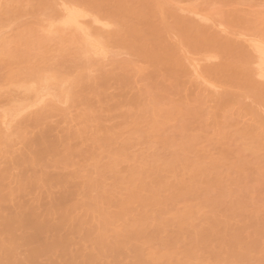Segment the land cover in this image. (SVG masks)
I'll return each instance as SVG.
<instances>
[{
    "label": "bare ground",
    "instance_id": "obj_1",
    "mask_svg": "<svg viewBox=\"0 0 264 264\" xmlns=\"http://www.w3.org/2000/svg\"><path fill=\"white\" fill-rule=\"evenodd\" d=\"M207 1L186 9L201 7L207 22L229 10ZM181 2L140 13L113 0H0V264L264 263V219L251 209L261 199L264 210V191L247 184L264 170V11L228 6L240 9L224 16L234 32L217 27L231 38L215 29L198 42L196 22L178 32L167 21ZM192 42L201 45L190 54ZM114 50L139 58L107 71ZM233 53L240 69L207 65ZM258 92L259 109L246 103ZM55 117L65 126L54 132ZM52 181L63 194L39 213L34 201Z\"/></svg>",
    "mask_w": 264,
    "mask_h": 264
},
{
    "label": "rangeland",
    "instance_id": "obj_2",
    "mask_svg": "<svg viewBox=\"0 0 264 264\" xmlns=\"http://www.w3.org/2000/svg\"><path fill=\"white\" fill-rule=\"evenodd\" d=\"M66 2H68L69 4H70V2L71 1H73V0H65ZM70 1V2H69ZM116 2V4H119V3H121V2H124L126 5H128L134 12H140V13H148L150 10H152L153 9V7L156 5V0H113V2ZM175 1H179V4H180V1L181 0H175ZM183 1V3L181 4V8L180 9H178L179 7L177 6V9H176V7H173L172 8V12H175V14L176 15H180V16H177L178 18H177V20H175V18L171 15V11H169V16L171 15V18L169 17V16H167V18H169L167 21H168V23L171 25V27H173L174 25L176 26H174L173 28L175 29H177V31L179 32V30H181V25L183 24L182 22H184V23H188V22H193L194 21V23L196 22L197 24H196V26H197V28H195V29H192L191 31H195L194 32V34H196V31H200V32H197V33H199V34H197V36L195 37V35L194 34H192L191 33V35H192V39H194L195 41H198L199 42V39H200V41L201 40H203L204 38L207 40V39H210V38H208V37H210V35L212 34V32H214V30L216 29V31H215V33H213L212 35H214V34H216V32H218L217 34H219L220 36H221V33H222V31L223 30H226V29H228V34H230V31L229 30H232V29H229V27H227L228 26V23H226V19H224L226 16H228L229 14H231V12H236V13H239V11H240V9L239 8H242V9H244L245 7H247V8H249L252 4H254V5H252V6H254V7H252L254 10H253V12L255 13V10H256V6H259V5H261V6H259L258 8H257V11L258 12H260L261 10H263L264 11V0H218V2L220 1V3H219V5H217V0H208L207 2H210V4H211V2L212 3H216L215 4V7L214 6H211V8L212 7H214L215 8V10L217 9H220L219 7H217V6H221L220 4H222V7H224V9H229V10H223V9H221L222 11H223V13L225 12V14L223 15V13H222V11H221V13H222V15H223V17L220 19V16L219 15H217V14H220V12L219 13H216V15L217 16H219L218 18H217V16H212V15H215V14H213L212 12L214 11H212V10H210V11H212V12H210V13H212V15H210V17L212 16V18H210V17H207V18H210V21L208 20V22H207V20L205 19L204 20V18H206V17H204V18H202V16H200V18L198 17V16H196L195 15V11L197 10L196 8H199V7H197L199 4L200 5H203V0H193L194 2H192V0H189V2H187L186 0H182ZM216 1V2H215ZM186 2V3H185ZM204 3V8H203V11L206 9L205 8V6L208 4V3ZM222 2H224V3H222ZM240 4H239V3ZM188 3V4H187ZM192 3H193V5L195 4H197V6H195L196 8H195V11H193L192 12V10L193 9H191L190 10V12H189V10L187 11V9H188V7H190V5H191V8L193 7V5H192ZM226 3H227V6H226ZM230 3V4H229ZM240 5L239 6V8L238 9H235V7H234V9H232L233 11H231V9L230 8H232V7H228V6H232V5H234V4H236L237 6H238V4ZM38 3L36 2V3H34L33 5H34V8H36V5H37ZM190 4V5H189ZM225 4V5H224ZM241 4H243L244 6H242L241 7ZM183 5H185L184 7H183ZM199 5V6H200ZM214 5V4H213ZM106 6H109V7H111V3H107L106 4ZM208 6H209V4H208ZM236 6V7H237ZM207 7V6H206ZM225 7H227V8H225ZM182 8H185V10H183ZM187 8V9H186ZM201 8V7H200ZM198 9L199 10V12L198 11H196V13H200V12H202V10L201 9ZM210 8V9H211ZM246 8V12L244 11V14L243 13H241L242 15H246V14H248V12L250 11V12H252V9L251 10H249V9H247ZM32 7H30V8H28V11L29 12H31L32 11ZM182 9V10H181ZM241 9V10H242ZM174 10H178V11H174ZM181 10V11H180ZM216 10V11H217ZM236 10V11H235ZM249 10V11H248ZM219 11V10H218ZM230 11V12H229ZM257 11H256V13H257ZM262 11V12H263ZM176 12H179V14L178 13H176ZM208 12V13H209ZM241 12H243V10L241 11ZM181 13V14H180ZM189 13V14H188ZM194 13V14H193ZM206 11H205V14H204V16L206 15ZM215 13V12H214ZM246 13V14H245ZM133 14V13H132ZM128 14L127 15V19L129 20V21H133L134 19H135V15L133 14ZM227 14V15H226ZM185 15V16H184ZM187 15H189V16H187ZM203 15V14H202ZM225 16V17H224ZM173 17V18H172ZM179 17H182L185 21H182L183 19L182 18H179ZM192 17H193V20H188V19H192ZM32 18H34V15H30L29 14V16H26V17H24V18H22V20H20L21 21V25H22V23H24V24H26L28 21L30 22V21H32L31 19ZM198 18V19H197ZM227 18V17H226ZM172 19V20H171ZM197 19V20H196ZM171 20V21H170ZM201 22H200V21ZM203 20V21H202ZM214 23H213V22ZM154 22H157V19H155L154 21H153V23ZM174 22V23H173ZM207 22V23H206ZM217 22H219V23H217ZM220 22H221V24L224 26V25H226V27H223L224 29L222 30V28L221 29H219L221 26H218L217 27V25H219L220 24ZM225 22V23H224ZM173 25H172V24ZM213 23V24H212ZM216 23V24H215ZM203 24H205V25H203ZM201 25H203V26H201ZM211 25H212V28H211ZM201 26V27H200ZM209 26V27H208ZM214 27H217V28H214ZM208 28H209V30H211V31H209L208 30ZM226 28V29H225ZM13 30H15V33H16V29H17V26L16 27H14V28H12ZM145 29H147V28H145L144 27V30ZM12 30V31H13ZM202 30H203V33H204V31H207L206 32V34L204 33V36L202 35L203 33H202ZM218 30V31H217ZM11 29H10V31H8L9 33V36H13L15 33H14V31H13V33H12V35H10L11 34ZM233 31V30H232ZM240 31H242V30H240ZM178 32H176V34H178ZM225 32V33H226ZM234 32V31H233ZM118 33H119V36L120 37H127V29L124 31H118ZM208 33H210V35L208 34ZM228 34H224V33H222V35H224L225 37H226V35H228ZM164 35V33L162 32V31H160L159 33H157L156 34V36L155 37H152V38H150V39H148L147 41H140L141 43L142 42H149V41H158L159 40V38L160 39H162L161 38V36H163ZM198 35H200V36H198ZM231 35V34H230ZM230 35H228L229 36V38H231L230 37ZM202 36V37H201ZM206 36H207V38H206ZM233 37V40H236L234 37V35H232ZM199 37V39H197ZM201 37V38H200ZM223 37V36H222ZM172 38H173V40L175 41L176 40V37H175V39H174V35H172ZM177 40H178V38H177ZM193 41V40H192ZM238 41H239V38H238ZM203 42H205V40L204 41H202V43ZM201 43V42H200ZM200 43H198V45H196L197 43H194V42H192V45L191 46H189L190 48V51H191V53L190 54H192V52H194V51H192V50H195V49H199V45H201ZM201 47V46H200ZM186 48V50L187 51H189V49H188V47H185ZM155 50H157V51H161V50H159V49H155ZM189 51V52H190ZM204 51V53H203V55H205V56H207L208 54H210V53H205V50H203ZM116 54H118V56H114V55H116ZM203 55H201V56H203ZM212 55V54H211ZM222 57V58H221ZM221 57H219L218 58V60H215V59H217V58H215L214 60L212 59V61H210V62H205L208 66H210L211 64H216V66H217V64H218V66H220V65H231L232 66V68L233 69H240V66H241V59L238 57V55H237V53H233V54H226V55H222ZM139 57L138 56H134V55H132V54H130L129 52H126V51H123V52H119L118 50H114L113 51V54L111 53V54H109V58L105 61V63H111V64H108V65H110V66H107V71H115V70H117V68L119 67V65H121L122 63H127V62H129V61H135V60H137ZM221 58V59H220ZM112 60L113 61H115V62H112ZM63 62L64 61H62V60H57V61H55V64H57V65H62L63 64ZM203 65H204V63H202ZM210 64V65H209ZM69 66V65H68ZM205 66V65H204ZM213 66V65H212ZM215 66V65H214ZM153 70H155V69H151V70H148V71H153ZM221 78H222V80L224 81V82H233V87H234V90L233 91H235V92H242L241 90H243V82H241V81H238V82H234V80H233V78H232V76H231V73L230 72H228V71H224V73H222L221 74ZM264 85V84H263ZM86 88V87H85ZM193 90L194 89H192L191 90V94L193 93ZM120 91H118V89L117 88H114L113 90H111L110 91V94L112 95V96H116V97H119L120 96V93H119ZM262 95V94H261ZM250 96H251V98H249V99H246V103L248 104V105H250V106H252L253 108L255 107V108H257V109H259V108H261V102L259 101V99H260V93L258 92V93H254V94H250ZM116 100H119V101H121V100H123L122 98H115ZM111 105H114L115 104V102H109ZM210 106H212V104L210 105ZM34 111V110H33ZM77 113L78 112H74L73 114L74 115H77ZM248 114V113H247ZM247 119V121L248 120H250V122L249 123H252V121H251V116L250 115H246L245 117H244V120H246ZM119 123V121H114L113 123H111V124H115V125H117ZM111 124H107V126H109V125H111ZM49 127H51V129H54V132L55 131H59V130H61V129H63L64 128V126H65V124H64V122H63V120L60 118V117H55V118H52L51 120H50V122H49ZM48 127V128H49ZM47 129V128H46ZM46 129H41L43 132H45V130ZM57 129V130H56ZM42 131H38V130H36L35 132H33L31 135H32V138L34 137V138H38L39 136H38V134H39V132H42ZM46 131H48V129L46 130ZM42 132V133H43ZM41 133V134H42ZM41 134H39V135H41ZM175 134H177V131H176V128H175V125H172L171 126V128L168 130V135L170 136H172V135H175ZM189 134H193V133H189ZM35 136H38V137H35ZM138 150V149H137ZM139 151V150H138ZM19 153V152H18ZM3 164H1L0 165V167L2 166ZM4 166V165H3ZM3 166L1 167V168H3ZM124 168H125V166H123ZM72 170V169H71ZM71 170H68V171H70V172H72ZM57 171L58 170H56V171H54V172H52V173H56V174H58L57 176H59L60 174H59V172L57 173ZM68 171H62L63 172V174L65 173V174H69L68 173ZM251 173H253V174H251ZM86 175H87V173H83L82 174V178H85L86 177ZM56 175H55V177H57ZM248 181H247V184H248V186L249 187H254V185H255V188H252V189H255V191H258V194L259 195H262V193H263V191L264 190H259L261 187L258 185L259 183H264V170H262V171H260V172H258L256 169H252L251 171H249V173H248ZM57 181L58 180H55L54 182H56L57 183ZM78 181L80 182V181H83V179H78ZM78 181H75V184H77V183H79ZM77 182V183H76ZM56 183H53V181H52V184H54L52 187H50V188H53L55 185H56ZM108 184H111V183H108ZM58 185V184H57ZM55 186L56 188H53V189H51L49 192H46L45 190H43V192L39 195L40 197H38V203H37V200H36V202L34 201V203L35 204H33L34 205V207H35V210H37V212H39V211H41V212H43V209L44 208H48V207H50L51 206V204H54V205H52V206H55L57 203V201L59 202V200H60V197L62 196L61 194H63L62 192H61V190H59V188H57L58 186ZM63 191V190H62ZM262 197V196H261ZM263 198V197H262ZM29 200V199H28ZM261 200V199H260ZM260 200H256L255 202H253V206H252V215L253 216H255V217H258V218H261V219H264V210H259V207L261 206V204L262 203H260ZM9 204H12V205H9ZM8 205L7 204H5L4 206H3V210H5V212H4V216H8V214H10L11 212H9V211H12V212H14V211H17V209L16 208H18L15 204H18V202H16V203H9ZM15 206V207H14ZM184 206V205H183ZM182 206V207H183ZM13 208V209H12ZM41 208V209H40ZM40 213V212H39ZM57 220H58V218H57ZM5 221V220H4ZM3 221V222H4ZM242 222V221H241ZM61 258V257H60ZM44 261H42L41 263H36V264H50V263H47V261L45 260V259H43ZM58 261H56V262H58V263H53V264H62L61 263V259H57ZM261 261H263L264 262V260H261ZM44 262H46V263H44ZM26 264H29V263H26ZM258 264H264V263H258Z\"/></svg>",
    "mask_w": 264,
    "mask_h": 264
}]
</instances>
